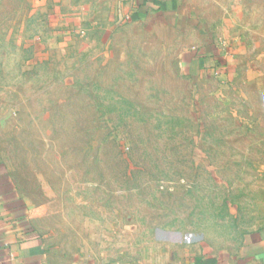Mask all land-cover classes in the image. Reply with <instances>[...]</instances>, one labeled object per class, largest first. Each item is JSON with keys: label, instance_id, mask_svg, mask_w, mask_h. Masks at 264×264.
Wrapping results in <instances>:
<instances>
[{"label": "rangeland", "instance_id": "rangeland-1", "mask_svg": "<svg viewBox=\"0 0 264 264\" xmlns=\"http://www.w3.org/2000/svg\"><path fill=\"white\" fill-rule=\"evenodd\" d=\"M190 41L109 0H0V156L49 242L120 261L264 225V42Z\"/></svg>", "mask_w": 264, "mask_h": 264}, {"label": "crops", "instance_id": "crops-1", "mask_svg": "<svg viewBox=\"0 0 264 264\" xmlns=\"http://www.w3.org/2000/svg\"><path fill=\"white\" fill-rule=\"evenodd\" d=\"M109 1L119 21L153 18L161 28L191 31L190 45L207 47L215 60L219 54L215 49L221 47L218 39L230 46L228 53L234 57L248 45L264 42V0ZM193 50L191 57L201 63V49ZM0 264H264V225L244 231L220 247L208 241L170 239L143 246L141 253L125 260L91 259L84 247L71 249L49 242L0 156Z\"/></svg>", "mask_w": 264, "mask_h": 264}]
</instances>
